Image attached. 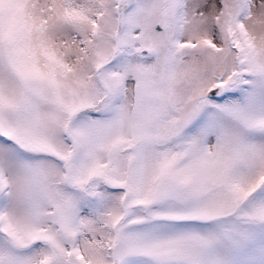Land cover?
<instances>
[{
  "label": "snow or ice",
  "instance_id": "6c2138e0",
  "mask_svg": "<svg viewBox=\"0 0 264 264\" xmlns=\"http://www.w3.org/2000/svg\"><path fill=\"white\" fill-rule=\"evenodd\" d=\"M0 264H264V0H0Z\"/></svg>",
  "mask_w": 264,
  "mask_h": 264
}]
</instances>
